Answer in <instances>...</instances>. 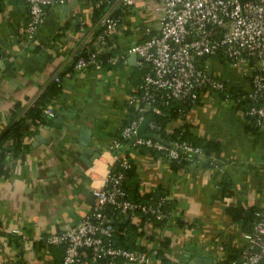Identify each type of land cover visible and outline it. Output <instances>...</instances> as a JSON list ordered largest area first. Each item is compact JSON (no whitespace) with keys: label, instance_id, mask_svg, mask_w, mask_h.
Wrapping results in <instances>:
<instances>
[{"label":"crops","instance_id":"crops-1","mask_svg":"<svg viewBox=\"0 0 264 264\" xmlns=\"http://www.w3.org/2000/svg\"><path fill=\"white\" fill-rule=\"evenodd\" d=\"M101 2L105 8L100 17L109 8L124 23L105 47L113 54L160 27L158 0H133L128 8L120 0H63L48 7L30 40L23 29L26 2L0 0V137L55 73L71 71L48 99L54 115L43 111V120L30 125L32 131L20 150L4 156L0 264H60L63 245L46 244L37 237L75 225L94 203L113 161L109 145L128 120V95L143 67L129 54L115 65L68 69L99 27L93 11ZM92 46L104 49L93 41ZM206 66L227 87L243 93L249 89L240 68L231 64L220 73L209 58ZM57 113L60 118L54 120ZM52 121L55 125H49ZM183 123L188 135L210 148L183 166L122 143L121 153L135 164L139 193L158 189L172 199L173 207L171 217L155 222L150 231L141 215H119L116 222L128 223L117 244L147 249L166 238L165 255L172 264H225L245 243L247 217L236 216L237 207L264 206V132L244 114L234 94L226 99L222 91L202 90L184 120H171L166 129L172 132ZM83 146L100 152L90 165Z\"/></svg>","mask_w":264,"mask_h":264},{"label":"built area","instance_id":"built-area-1","mask_svg":"<svg viewBox=\"0 0 264 264\" xmlns=\"http://www.w3.org/2000/svg\"><path fill=\"white\" fill-rule=\"evenodd\" d=\"M24 1L28 19L23 29L31 40L48 7L63 0ZM120 3L128 8L133 0H120ZM158 6L162 19L157 31L149 32L124 52L108 53L102 57L89 47L90 42H95L104 48L101 51L107 52L108 39L111 41L124 26L121 17L108 8L101 17V30L94 36L91 34L86 41L85 55L71 63L72 70L100 68L106 65L104 62L108 65L125 62L127 56L134 52L143 73L128 95L133 114L122 126L120 136L109 145V150L114 151L113 161L96 192L94 203L75 225L37 237L46 244L63 245L60 264H88L93 261L101 264H172L160 261L156 256V246L161 247L159 241L147 249L125 248L113 241L114 222L119 215L144 216L145 230L150 231L155 222L166 221L172 214V208L167 207L170 205L167 196L146 202L129 197L122 180L123 169L131 163L117 150L124 139L135 148L144 146L160 151L165 160L190 162L203 155L201 146L179 138L161 137L160 125L145 115L147 112L160 113L161 106L172 100L195 104L202 90L222 91L228 99L230 94L225 91V82L207 71L206 60L210 56L223 57L244 68L249 89L243 93L248 101L243 112L252 119L255 127L264 132V0H158ZM70 72L65 71L64 76ZM53 79L59 81V73H55ZM43 111L54 115L49 107ZM144 119L147 120L145 130L156 132L160 139L137 132ZM12 140L10 137L4 142V147H0L4 156L11 152L8 145ZM12 231L19 232L18 228ZM243 235L245 243L239 257L231 264H261L264 261V206L255 209L251 228Z\"/></svg>","mask_w":264,"mask_h":264},{"label":"trees","instance_id":"trees-1","mask_svg":"<svg viewBox=\"0 0 264 264\" xmlns=\"http://www.w3.org/2000/svg\"><path fill=\"white\" fill-rule=\"evenodd\" d=\"M104 8H105L104 2L103 3L101 2L98 6H96L94 8L93 16L95 18L97 17L99 19L100 26H99V28L95 29L93 36L95 35V33L100 31L102 26H103L101 23L100 14ZM109 41H110V39H108L107 44L109 43ZM89 47L93 50H97L98 53L100 54V56H102V57H104V55H106L108 53L113 54L109 50H107V52H104V51H101L99 48L92 46V41L90 42ZM85 53H86V46H84V48H83L82 55H85ZM218 58L221 60H225L223 57H218ZM104 64H107V63L104 62ZM71 66L72 65L70 64L68 69H71ZM66 71H68V70H66ZM64 72L59 73V75H60L59 81H55L54 79H52L51 82H49V84H47L42 89V91H40L29 102V104L25 108L24 112L17 119L14 120V122L6 129L4 134L0 137V147H2V146L4 147V142H6L10 137H12L13 140L9 143L8 149L13 150L14 152H17L18 150H20L21 146L23 145L24 137L26 135H29L32 131L30 129V125L36 124L37 122L43 120V116H44L43 110L47 107L49 97H51L53 94H55L60 89L62 77L64 76ZM225 91H228L230 96H232V94H234L235 98L239 99L237 102L241 106L242 110H244V108L248 105L247 99L245 97H243V92H241L239 90V88L237 89V88L227 87ZM191 105H193V104H186V103H182L178 100H172L169 104L161 106V112L160 113L147 112L145 117L147 119L154 120L155 122H157L160 125L161 129L159 131V134L161 135V137L166 138V139L179 138L181 140H186L195 146H201L203 149V154H208L210 152V148H209L208 143L201 145L200 143H198L200 141L195 140L190 135H188V133L186 131V126L184 125V123L181 124L179 127L174 128V130L172 132L166 130V124L169 121L174 120V119L184 120L185 113L187 112L188 108ZM132 114H133V108L130 107L128 120L130 119ZM121 128H120V130H121ZM119 136H120V131H119L118 137ZM122 141L124 142V139H122ZM136 148H140L141 150L147 149L153 153H156L155 155H158V156L161 155L160 151L154 150V149H149V148L144 147V146H139ZM117 153L122 154L120 149L117 150ZM124 154H122V155H124V156L127 155L126 153H124ZM126 157L129 159L131 164L128 168L123 169L124 178L122 180V186L125 188L129 197L132 200L138 201V202H146V201H149L151 199L158 198L159 196H167L166 194L159 191L158 189L149 191L147 193L140 194L138 191L139 178L137 176L135 164L128 157V155ZM3 161H4V151L0 152V175H1V173L5 172V169L3 168V165H4ZM167 161L170 165L175 166V167L183 166L184 164L189 162L187 160H182V159L181 160L172 159V160H167ZM226 192L227 191H225L224 194H226ZM169 202H170V205H168L167 207L172 208L173 207L172 199L169 198ZM230 205L231 204H227V207L230 209H234V208H231L232 206H230ZM255 209L256 208H248L247 210H243L240 207H237V210L235 212L236 216H242L243 218L247 217V223H248L247 230H250V228H251V220H252ZM142 217H144V216H142ZM162 222H164V221H159L156 223L160 224ZM116 223L118 225H116ZM127 223H128V221H126V222H120V221L116 222L115 221L114 222L115 230L113 233V241L116 242V244L118 243V240H121V238H123L124 234L122 233V228ZM131 226H133L132 228H136V225L135 226L131 225ZM159 242H160L161 247L156 246L157 248L155 249V254L159 258L160 261L169 262V260L167 259L166 255H165V253H166L165 247L167 246V239L164 238L162 240H159ZM119 246L132 249V248H136L137 245H133V246L119 245ZM137 248L144 249V247H141V246H137ZM241 249L242 248L239 249L238 253H235L232 257H229L227 260H225L224 261L225 264H231L232 260L237 259L240 255ZM88 264H92V262H90ZM221 264H223V263H221Z\"/></svg>","mask_w":264,"mask_h":264},{"label":"water","instance_id":"water-1","mask_svg":"<svg viewBox=\"0 0 264 264\" xmlns=\"http://www.w3.org/2000/svg\"><path fill=\"white\" fill-rule=\"evenodd\" d=\"M129 59H136L138 56L136 55V53H130L129 55ZM207 71L210 72V66L207 67ZM60 113H57L56 116L54 117V120H59L60 118ZM146 119H144L137 127V132L139 134H143V135H147V136H152V137H155V138H159L160 139V136L156 133V132H149V131H146L145 130V124H146ZM49 125H55V122L52 121V122H49ZM82 139H84V137H82ZM99 151L98 150H95V151H91L90 149H88L86 146H83V152L82 154L86 157V164L90 165L93 161V159L95 157H97L99 155Z\"/></svg>","mask_w":264,"mask_h":264},{"label":"rangeland","instance_id":"rangeland-1","mask_svg":"<svg viewBox=\"0 0 264 264\" xmlns=\"http://www.w3.org/2000/svg\"><path fill=\"white\" fill-rule=\"evenodd\" d=\"M209 60L213 63V70L214 71L217 70V71H220V73H222L225 70L224 66H230L232 64L233 66H231V67H236V69L240 68L241 69V74H243L244 68L242 66L234 65V63H232V62H230L228 60H224L223 61V60L219 59L218 56H210ZM236 72H238V70ZM243 76H244V74H243Z\"/></svg>","mask_w":264,"mask_h":264}]
</instances>
